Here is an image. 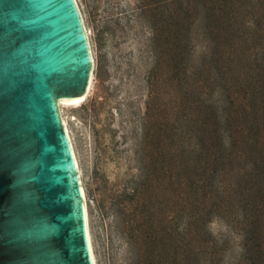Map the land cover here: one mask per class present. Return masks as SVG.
Listing matches in <instances>:
<instances>
[{
  "label": "trees",
  "instance_id": "1",
  "mask_svg": "<svg viewBox=\"0 0 264 264\" xmlns=\"http://www.w3.org/2000/svg\"><path fill=\"white\" fill-rule=\"evenodd\" d=\"M151 31L138 173L116 199L127 264H264V0H138ZM206 45L197 61L192 47Z\"/></svg>",
  "mask_w": 264,
  "mask_h": 264
},
{
  "label": "water",
  "instance_id": "2",
  "mask_svg": "<svg viewBox=\"0 0 264 264\" xmlns=\"http://www.w3.org/2000/svg\"><path fill=\"white\" fill-rule=\"evenodd\" d=\"M92 67L75 0H0V264H93L57 104Z\"/></svg>",
  "mask_w": 264,
  "mask_h": 264
},
{
  "label": "rangeland",
  "instance_id": "3",
  "mask_svg": "<svg viewBox=\"0 0 264 264\" xmlns=\"http://www.w3.org/2000/svg\"><path fill=\"white\" fill-rule=\"evenodd\" d=\"M92 55V83L78 105L61 106L84 189L96 264H127L129 243L115 213L116 199L138 173L148 74L154 64L152 31L138 0H75ZM196 38L192 60L205 52ZM225 244L223 264L241 253V234L222 218L208 224Z\"/></svg>",
  "mask_w": 264,
  "mask_h": 264
},
{
  "label": "bare ground",
  "instance_id": "4",
  "mask_svg": "<svg viewBox=\"0 0 264 264\" xmlns=\"http://www.w3.org/2000/svg\"><path fill=\"white\" fill-rule=\"evenodd\" d=\"M85 32H86V30H85ZM86 35H87V33H86ZM92 75L93 74L91 73L90 81H89V86H88L87 92H86V94L84 96L77 97V98H74V99H69V100L60 99L57 102L58 108H61V106H71V105L74 106V105H78L79 103H81L86 98L87 94L89 93V90H90V87H91V83H92V79H93L92 78L93 77ZM62 122H63V126H64V129H65V132H66V134L69 137V132H68V129H67V125H66V123H65V121L63 119H62ZM69 139H70V137H69ZM70 142H71V139H70ZM71 145H72V143H71ZM73 156L75 158V163H76V166H77V169H78L77 160H76V157H75L74 150H73ZM79 181H80L79 183H80V189H81L82 197H83V200H84L85 222H86L87 237H88L89 247H90V252H91V259H92L93 264H96L95 258H94V255H93V250H92V245H91V238H90L89 227H88V218H87V209H86V202H85V194H84V189L82 187V183H81V180H80V176H79Z\"/></svg>",
  "mask_w": 264,
  "mask_h": 264
}]
</instances>
